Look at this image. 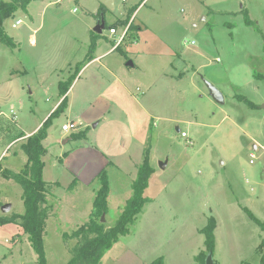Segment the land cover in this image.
<instances>
[{
    "label": "rangeland",
    "instance_id": "374dc122",
    "mask_svg": "<svg viewBox=\"0 0 264 264\" xmlns=\"http://www.w3.org/2000/svg\"><path fill=\"white\" fill-rule=\"evenodd\" d=\"M158 1L163 22L172 24L156 22L151 30L136 33L135 42L126 36L120 49L114 39L125 28L120 26L117 36L104 28L95 51L101 61L85 71L66 100L58 80L67 82L90 50L82 8L64 0L59 12L49 11V18L60 14L62 24L45 25L36 33V58L28 56L33 50L29 32L39 24H33L28 8L5 18V32L22 43L13 48L0 40V264H39L22 219L7 221L25 208L21 185L3 169H23L27 156L21 145L27 137L21 133L33 132L49 118L43 178L52 185L47 203L53 211L44 236L46 264L70 261L77 239L63 234L92 219L101 183L97 178L90 185L88 179L103 166L110 193L105 220L100 216L98 222L115 225L133 193V160L143 159L148 146L155 170L145 191L150 200L102 264H151L159 257L164 264H205L200 254L207 256L209 250L201 230L210 217L216 220V264H262L258 247L264 230L257 220L264 224V0L149 4ZM244 9L256 25L245 23ZM123 10L124 4L117 3L107 21ZM29 11L37 22L36 6ZM18 19L22 23L13 27ZM21 56L36 68L8 79ZM68 62L74 64L72 74L60 70ZM47 66L57 67L56 75L40 85L38 73L47 72ZM180 73L184 76L177 78ZM208 82L222 92L224 102L214 99ZM60 98L65 106L53 114ZM101 111L106 117L96 125L92 119ZM71 119L79 121L78 127L65 132L62 127ZM84 130L85 140L73 135ZM7 203L11 209L4 212Z\"/></svg>",
    "mask_w": 264,
    "mask_h": 264
},
{
    "label": "trees",
    "instance_id": "16d2710c",
    "mask_svg": "<svg viewBox=\"0 0 264 264\" xmlns=\"http://www.w3.org/2000/svg\"><path fill=\"white\" fill-rule=\"evenodd\" d=\"M30 1L31 0H13L11 2L0 1V40L6 45L14 48L17 44L4 30L3 22L5 18L13 15L19 8L25 9ZM105 11L106 9L103 7V11L99 13L98 17H103ZM241 13H243L247 25H256L255 21L249 16L248 10H242ZM129 18L130 16L125 19H119L111 26L115 28L119 26H128L127 33L133 34L138 30V26L129 24ZM106 27L108 26L106 25ZM100 36V34L92 33L90 50L84 62L79 66L78 72L86 62L92 60L97 39ZM116 48L119 49V46ZM257 76L259 75L257 74ZM74 80L75 76H72L67 82L63 83L61 86V93L67 94ZM239 99L245 101L250 107H254L253 102L247 97L240 96ZM65 100L59 104L53 111V114L58 113V111L65 106ZM49 125L50 118L22 143L21 149L27 155V162L24 164L22 170L14 171L9 168L3 169L6 176L14 179L21 185L23 189V205L25 208L23 214H14L13 218H7V221H16L17 218L22 219L23 227L30 233V239L38 255L39 264H46L44 236L46 234L47 221L50 217V213L53 211V205L47 203V194L51 191L52 185L43 178V156L47 152L43 145V141L48 136ZM85 131L86 130L80 131L73 135L78 138H85L87 136ZM20 136L22 137V135ZM154 171L153 166L150 164V147L148 146L144 149L143 160L138 166L136 178L132 182L133 193L131 197L127 199L123 211L118 217L115 225L110 228H106L104 223L98 222V218L106 213L108 209V196L110 193L108 171L104 168L99 172L97 178L100 180L101 185L96 191L94 207L91 214L92 219L81 225L71 234L67 232L63 234L66 239H77L76 245L70 250L72 256L67 264H102V259L106 252L120 240L121 236L130 233V226L134 224L135 219L142 212L144 205L150 200V198L145 195V191ZM56 183L58 184V181L52 184ZM0 220L3 221L1 218ZM100 221H102V219H100ZM257 222L264 230V224L259 222V220H257ZM215 227L216 220L210 217L208 224L201 230L205 235V244L209 251H213L215 247ZM258 252L261 255L260 261L264 264V238L258 247ZM200 255L204 260L206 255L204 253ZM200 255L197 256V259H199ZM151 264H164V258L159 257Z\"/></svg>",
    "mask_w": 264,
    "mask_h": 264
},
{
    "label": "crops",
    "instance_id": "0c3cea01",
    "mask_svg": "<svg viewBox=\"0 0 264 264\" xmlns=\"http://www.w3.org/2000/svg\"><path fill=\"white\" fill-rule=\"evenodd\" d=\"M63 1L64 0H31L29 2V4L27 5L28 10H26V11H27L30 19L33 21V24H36V23L39 24L37 28H35L34 30L33 29H30V32H29V44H30V46H33V50H31L32 52L30 53V55H28L29 57L32 56L33 58H36L37 55L39 54V53H37L35 51L36 46H38L36 33L38 31H40V29L42 27H44L45 25L52 26V25H56V24L59 25V26H61V24H62V18L60 16V14H58L57 12L60 11V8L62 7ZM67 1H70V2L73 1L78 6H80L82 8L83 13H84V16H82V17H84L83 18V22L85 23V25L87 27V33H88V36H89L90 41H91L92 33H96V34L102 35L103 30H102L101 33H98V32L95 31V27L99 23H102L103 22L104 25H105L104 28H107L106 27V25H107L109 27V29H110V28H112V26H111L112 24L116 23L119 19H125L128 16H130V18L128 20L129 24H134V25L138 26V30H136L133 34H130V33H128L129 35L127 34V36H129V38H130V43L132 41H134V39L137 38V37H135L136 36V33L138 35L140 32H142L144 30H147V31L151 30V28H154L153 26L155 25L156 22H161V24L166 25V26L167 25L170 26V24H172L171 22H165L164 23L163 22L164 19L161 18V14L159 13V9H160L159 3H161V1H158L156 6H152V5L149 4L150 3V0H113V7L114 8L116 7V4L117 3H122V4H124V10L121 11L120 15H117V18L113 19V21L111 23H109L107 21L106 14L109 12V10L111 11V8H113V7H111V8L106 7L100 0H67ZM31 5H35L36 8L38 9V11L40 12L39 13V18H38V21L37 22H36L34 16L32 14H30L29 8L31 7ZM103 7L106 9L105 15L103 17L99 18L98 15H99V13L101 11H103ZM76 8L77 7L74 8V11H75ZM53 10H57V12H54L51 15V17L49 18V11H53ZM244 10H247V9H244ZM143 11H147L148 12L147 15H144L143 14ZM150 11L152 13H150ZM249 16H250V14H249ZM18 22H20V24H21L22 23L21 19L16 20V22L12 24L13 27L18 26L19 25ZM119 27H117V29ZM153 34H154V32H153ZM73 38H74V36H73ZM98 40L99 39H97V42H98ZM114 41H115V39H114ZM15 42H16L17 45H18V43H22L20 40H17V39H16ZM88 42H89V40H88ZM97 44L98 43H96L95 51L97 49ZM22 48L23 47H20V50H22ZM121 50H123V48H121ZM95 51L93 52V58H92V60H90L89 62H86L82 66V68H81V70L79 72H78V69H79V66H81V64H82V61L81 62H78L77 61V65H76L77 66V69H76L75 74H72L73 67H74V64L72 62H68L65 67H63V68L60 69L62 71V73H64V71L67 70V71L71 72L72 76H75V80L72 83L69 91L67 92L68 94L66 95V99H69L70 93L73 92L78 87V85L80 84V81H82V77H83V74L85 73V71L89 67H91L92 64H94L95 62L101 61V60H98L100 56L96 55L95 54ZM86 57H87V54H86ZM22 58L23 59H18V61H19V68L16 69V70L15 69L12 70L10 72L11 73L10 76H8V79H13V78H15L17 76H22L23 74L26 75V73L29 72L28 67H32L33 66L34 68H36V66H34V65H29L27 63L28 61H27V59L25 57H22ZM172 65H173V63H172ZM46 68L48 69L47 72L38 73L39 74V76H38V79L39 80L38 81H40L39 82L40 85H44L45 83H47L48 79L51 80V77L54 76V75H56L55 72L57 71V67L54 66V67H50L49 68V66H47ZM99 68L101 69L100 66H99ZM175 68H176V66H175ZM19 72H21L23 74H20ZM57 74H59V73H57ZM110 74L115 79V81H118L120 83L122 82V80L119 78V75L117 73H115L114 71H110ZM47 76H48V79H47ZM174 76H176V75H172V77H174ZM182 76H184V74L183 73H180V75L177 78H180ZM58 81H59V83L61 82V84H59L60 85V90H61V86H62L63 83H65L64 82L65 79H61V80H58ZM152 86H153V82L151 81L149 83V87H152ZM96 97H99V95H96V94L93 95L92 94V98H96ZM61 98L63 99V97H61ZM61 98L53 106V108H52L53 110L57 107V105L61 101ZM69 102H70V100H69ZM110 108H111V103H109V104L106 105V111L107 112L111 111ZM105 117H106L105 112L101 111V113H99V115H96L92 119V121L94 122L96 120L95 124L97 125L100 121H103L105 119ZM68 122H76V121L74 119H71ZM68 122H66L65 124H67ZM76 123L79 124V121H77ZM39 128H35L34 131L33 132H30V133L22 132L21 135L28 137L31 134L35 133ZM83 129H85V128H83ZM177 130H178V132L181 131V129L179 127H177ZM86 138L87 137H85L83 139L85 140ZM67 139L69 141L71 138H67ZM45 140L43 141V145H44ZM44 147H45V145H44ZM46 150H47V148H46ZM251 156H253V154ZM68 157H70V155ZM142 160L143 159L133 160V163H132L131 167H135L134 173L136 175H137V171H138V166L141 164ZM26 162H27V159H26ZM103 165H104V163H103ZM116 166H117V168H121V167H119V165H116ZM104 168L106 169V166H103L93 176H91L88 179V184L90 183V185H91V183H93L97 179V176H98L99 172L102 169H104ZM135 178H136V176H135ZM263 186H264V184H263Z\"/></svg>",
    "mask_w": 264,
    "mask_h": 264
},
{
    "label": "water",
    "instance_id": "95a60500",
    "mask_svg": "<svg viewBox=\"0 0 264 264\" xmlns=\"http://www.w3.org/2000/svg\"><path fill=\"white\" fill-rule=\"evenodd\" d=\"M106 7L108 8H111L113 7V0H100ZM104 23H99L96 27H95V31L98 32V33H101L103 28H104ZM130 64H132V62H130ZM208 86L211 90V93H212V96L214 97L215 100L219 101V102H224V97H223V94L222 92L217 88L215 87L212 83L208 82ZM68 141V139H65L63 141V143H66ZM161 166L163 167L164 165L161 164ZM11 209V204L10 203H7V204H4L2 206V210L4 212H7ZM105 220V217L102 216V222H104ZM205 264H216L215 262V259H214V253L212 250H210L205 258Z\"/></svg>",
    "mask_w": 264,
    "mask_h": 264
},
{
    "label": "built area",
    "instance_id": "2783aa9c",
    "mask_svg": "<svg viewBox=\"0 0 264 264\" xmlns=\"http://www.w3.org/2000/svg\"><path fill=\"white\" fill-rule=\"evenodd\" d=\"M125 29H124V32H123V34H121L120 36H118V40L117 39H115V42H116V46L118 47L120 44H121V42L125 39V37L127 36V32H128V26H126V27H124ZM109 31H110V34H112V35H114V36H117V28H115V27H112V28H110L109 29ZM78 127V124L76 123V122H68L67 124H64L63 125V130L65 131V132H69V131H71V130H75L76 128ZM181 135L182 136H187V133L185 132V131H182L181 132ZM251 162H253V160H251Z\"/></svg>",
    "mask_w": 264,
    "mask_h": 264
}]
</instances>
